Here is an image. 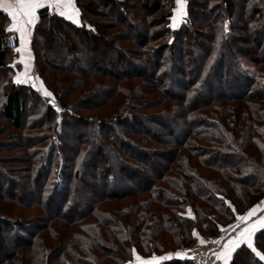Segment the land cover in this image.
I'll list each match as a JSON object with an SVG mask.
<instances>
[{
    "label": "trees",
    "instance_id": "obj_1",
    "mask_svg": "<svg viewBox=\"0 0 264 264\" xmlns=\"http://www.w3.org/2000/svg\"><path fill=\"white\" fill-rule=\"evenodd\" d=\"M74 3L77 23L39 12L32 80L0 12V264H193L174 251L264 197V0L179 22L176 0ZM251 245L227 264H264V228Z\"/></svg>",
    "mask_w": 264,
    "mask_h": 264
},
{
    "label": "snow or ice",
    "instance_id": "obj_2",
    "mask_svg": "<svg viewBox=\"0 0 264 264\" xmlns=\"http://www.w3.org/2000/svg\"><path fill=\"white\" fill-rule=\"evenodd\" d=\"M179 9H183V0H176ZM45 6L49 8H54L58 14L62 17H66L69 20L75 21L74 18L78 16V12L74 8L73 0H0V9L3 10L4 13L7 14V17L11 18V27L6 28L9 32H17L19 33L20 37V47H16L15 51L17 53H21L22 50L26 47L27 44V37L29 35L28 26L33 25L37 19L36 13L38 9L44 8ZM63 9V10H62ZM170 19L175 21V17H171ZM19 63H23V60L19 61ZM15 67V65H13ZM27 75V73H25ZM17 84L27 83V80H22L20 77L16 78L15 81ZM45 96H51L50 92L45 91ZM264 203V202H262ZM260 206L257 205L252 210H250L246 215L239 216L238 219L241 222L247 221L250 217H252L257 209ZM189 215H191V211L189 210ZM259 227L264 228V218L258 222ZM233 228H238L239 224L235 226H230ZM256 225H252L251 230L249 228H245L243 231L240 232V238L236 240H229L228 244L225 247V253L221 255H226L234 250L237 246L241 243L247 241L249 243V247H251V235L252 231L255 229ZM202 244L204 243L203 240L200 241ZM214 243L219 244L220 241H214ZM180 255V254H177ZM221 255L217 256V259L221 258ZM259 255V253H257ZM170 256L160 257L157 258L153 256L151 260L143 261L139 256L136 257L137 261H140V264H158L159 260H166L169 259ZM264 259V257H261Z\"/></svg>",
    "mask_w": 264,
    "mask_h": 264
},
{
    "label": "crops",
    "instance_id": "obj_3",
    "mask_svg": "<svg viewBox=\"0 0 264 264\" xmlns=\"http://www.w3.org/2000/svg\"><path fill=\"white\" fill-rule=\"evenodd\" d=\"M73 2H74V0H73ZM74 8L78 12V8L75 6V3H74ZM43 11H46L49 14H55V15H57L59 17H62V16H60L58 14V12L54 8H49V7L45 6L44 8H41V9H38L37 10V13H36L37 19H38V16H39V12H43ZM0 12H2L4 14L3 21H1V28H2L1 30H3V32H8V33L12 34L15 37V41L17 43V46L20 47V37H19V33L14 32V31L13 32H9V31L6 30V28L11 27V23H12L11 22V18L10 17H7V14L4 13L2 9H0ZM63 18L67 19L66 17H63ZM78 18L79 17L76 16L74 18V20L75 21H78ZM37 19H36V21H35V23L33 25L28 26L29 35L27 37L26 47L22 50L21 53H18L19 54L18 55L19 57L17 58V61L19 63V61L23 60V63H19V64L23 65V68L25 69V71L22 72V75L24 74L23 76L22 75H18L20 77L22 76V78L25 77V76L27 78L30 77V75H28V70H29L30 65H31V53H30V51L28 49V44H29L30 34L32 32L33 27L35 26V24L37 22ZM67 20H69V19H67ZM70 21L74 22L73 20H70ZM75 23H77V22H75ZM24 72H26L27 75H25ZM262 202H264V197L257 204H255L254 206H252L251 208H249L245 213H243V214L240 215V216L246 215L250 210H252L254 207H256L257 205H259L260 207L257 209L256 213L252 217H250L247 221H244V222L239 221V219H238L239 216H238L237 217V220L234 223L226 226L223 229V230H225L226 235H227V237L224 239L223 246H222L223 247V249H222L223 250V253H225V247L224 246L226 244H228L229 240L239 239L240 238V232L241 231H243L245 228H249L251 230L252 225L255 224L256 227L252 231V235H251V241L250 242H252L253 234L256 232V230H258L260 228L258 222L261 220V218H264V203H262ZM237 224H239V227L238 228L230 227V226H235ZM244 243L249 244L247 241H245ZM232 252H233V250L230 253H227L226 255L227 256L229 255L231 257ZM226 255H223V256H226ZM229 259L230 258H228V261H229ZM228 261L223 262V264H227Z\"/></svg>",
    "mask_w": 264,
    "mask_h": 264
},
{
    "label": "built area",
    "instance_id": "obj_4",
    "mask_svg": "<svg viewBox=\"0 0 264 264\" xmlns=\"http://www.w3.org/2000/svg\"><path fill=\"white\" fill-rule=\"evenodd\" d=\"M5 44L10 49L15 48V37L12 34L6 35ZM224 235L222 230L219 236L203 239V244L199 242L190 248L184 249L182 252L183 257L193 264H220L221 258L217 259V256L221 255V239ZM214 241H220V243L217 244Z\"/></svg>",
    "mask_w": 264,
    "mask_h": 264
},
{
    "label": "rangeland",
    "instance_id": "obj_5",
    "mask_svg": "<svg viewBox=\"0 0 264 264\" xmlns=\"http://www.w3.org/2000/svg\"><path fill=\"white\" fill-rule=\"evenodd\" d=\"M174 17H175V20L177 21V22H179L181 19H182V17H184V0H183V9L182 10H180L179 9V6L177 5V3H176V9H175V14H174ZM172 25H173V23H172ZM45 29H46V26H43L42 27V30L43 31H45ZM56 37V42H58V43H63V40H62V38H60L59 36H55ZM54 38V37H53ZM54 52H59V50L53 45V46H51L50 47V50L48 51V53H54ZM30 76H32V75H30ZM33 78V77H32ZM30 82V81H29ZM41 93H44L43 92V90H39ZM44 98H45V101H47L48 99L49 100H52V97L51 96H45L44 95ZM71 136H73V134L72 133H70V135H69V137H71ZM32 197V196H31ZM4 204V203H3ZM6 206H8V205H6ZM14 212H16V211H14ZM224 229V228H223ZM222 229V230H223ZM221 230V231H222ZM223 232H224V236H223V239H225L226 237H227V235H226V232H225V230H223ZM11 235H13V234H11ZM9 238H12V236H10ZM8 237H4L3 238V240H5L6 242H7V239H9ZM203 239H205V238H200L199 240H198V242L197 243H199L201 240H203ZM223 239H221V247L223 246V242H224V240ZM196 243V244H197ZM196 244H194V245H196ZM193 245V246H194ZM190 248V247H189ZM187 249V248H186ZM7 250V246L5 245L4 247H3V250H1L0 251V256L1 255H3V253L5 252ZM183 250L184 249H179V250H176V251H174V253H173V255H177V254H180V256L182 255V257H183V254H182V252H183ZM171 255V253H165V254H163V255H159V256H156V255H153V256H155V257H157V258H160V257H165V256H170ZM138 255L137 254H134L133 255V257H132V260L130 261V262H128L127 264H140V261H137V259H136V257H137ZM153 256H150V257H147V258H141V260H143V261H148V260H151V258L153 257ZM177 256H179V255H177ZM228 258H230V256L228 255H226V256H223V257H221V263L220 264H223V262H226V261H228ZM159 261H161V260H159Z\"/></svg>",
    "mask_w": 264,
    "mask_h": 264
},
{
    "label": "water",
    "instance_id": "obj_6",
    "mask_svg": "<svg viewBox=\"0 0 264 264\" xmlns=\"http://www.w3.org/2000/svg\"><path fill=\"white\" fill-rule=\"evenodd\" d=\"M29 79H30V80H32V79H33V78H32V76H30V77H29ZM49 104H52V102H51V101H49Z\"/></svg>",
    "mask_w": 264,
    "mask_h": 264
}]
</instances>
